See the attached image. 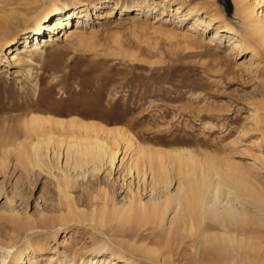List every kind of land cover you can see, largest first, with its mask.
I'll return each mask as SVG.
<instances>
[{
    "label": "rangeland",
    "instance_id": "obj_1",
    "mask_svg": "<svg viewBox=\"0 0 264 264\" xmlns=\"http://www.w3.org/2000/svg\"><path fill=\"white\" fill-rule=\"evenodd\" d=\"M53 1L49 21L41 19L42 26L34 29L38 13ZM160 1L0 0V264H30L32 259L87 264L101 254L121 256L111 264H202L193 257L198 246L193 237L179 243L173 229L167 236L173 210L161 226H145L138 235L134 224L107 220L130 203L163 198L182 179L177 163L155 158L164 162L158 179L165 182H158L144 159L135 163L137 145L164 153L189 151L192 159L206 157L222 169L227 162L237 164L264 201V46L250 34L253 23L264 19V0H247L253 5L249 20L232 0H215L222 15L216 22H208L204 16L211 13L203 8L188 12L201 0L185 2L181 13ZM178 2L167 3L172 8ZM58 15L63 26L52 34L46 25ZM78 16L83 27L65 37ZM200 18H207L205 24L189 30ZM217 28L220 37L211 40ZM6 37L13 39L1 45ZM24 45L27 53L17 55ZM29 106L45 110L28 112ZM36 114L103 126L94 131L109 143L119 130L123 138L114 164L94 174L88 165L74 170L71 159L54 157L51 147L47 166L26 170L18 149L25 142L24 121ZM124 136L133 140L129 149ZM83 170L88 171L84 177ZM62 171L70 178L77 175L67 195L81 220L60 221L67 212L57 187ZM259 211L253 209L256 218L250 225L238 226V257L221 262L218 250H211L203 264H264V215L259 221ZM15 221L28 226L18 228ZM207 223L209 233L223 232ZM147 250L155 252L153 258ZM17 251L22 253L18 262L12 258ZM226 251L231 253L230 245Z\"/></svg>",
    "mask_w": 264,
    "mask_h": 264
},
{
    "label": "bare ground",
    "instance_id": "obj_2",
    "mask_svg": "<svg viewBox=\"0 0 264 264\" xmlns=\"http://www.w3.org/2000/svg\"><path fill=\"white\" fill-rule=\"evenodd\" d=\"M178 1V4L174 5L175 7L172 6V8L171 5L167 3L168 0H162L160 2H163V6H169V9L174 10L175 13H181L183 4L189 0ZM232 1L238 14L243 19L249 20L253 15V5L249 4L247 0ZM115 4H118V1H116ZM55 6L56 4L53 1L49 6L43 8L38 13L35 18L34 25L36 28L34 29L42 26L41 19L45 22L52 16V10L55 9ZM202 8L205 9L207 13H211L210 15L206 14L204 16L208 17V22L222 20V15L215 0H201L198 5L191 6L188 12L202 10ZM69 14L70 12H68V15ZM87 14L88 11L84 13V15ZM206 19L200 18L195 20L189 25L188 29L199 28L201 25L205 24ZM75 23L76 25L74 28L70 27L65 30V37L71 38L76 35L83 27V18L78 16ZM47 26L49 32L57 34L59 28L63 26L62 15L56 16L51 20L50 26L46 25V27ZM218 31L217 28L215 32L212 33L211 40L220 37ZM220 31L223 30L221 29ZM250 34L253 35L259 47L264 46V19H258L253 23ZM12 39L13 37L2 39L1 45L8 44ZM52 39L53 35L49 40ZM36 48L38 49V46L33 44V49ZM19 49L20 51L17 55L26 54L28 51L26 45ZM34 109L38 111L45 110V108L43 109L42 107L33 108L29 106L27 111H34ZM84 110L90 112V108ZM36 115H33L27 122L24 121L23 135H25V142L19 147L20 149H18V161L26 170L47 166L46 159L51 147L54 157L64 154L66 162H69L71 159V168L74 170L77 168L82 170V168L88 165L90 167V173L94 174L99 172L105 164L110 166L114 164L118 151L115 149L118 144V139L119 137L120 139L121 137L123 138V134L119 132V130L114 131V134L111 133L113 137L111 143H109L110 140L108 142L105 137H101L97 134L98 130L104 129L103 126H96L90 123L85 124L81 120L79 121V119L63 122L57 119L54 120L55 118H44L38 116L39 114ZM94 128L98 130L96 129L97 131L95 132ZM124 140L126 141V148L129 149L133 146L132 138L124 136ZM61 148H63V150L65 149L64 153L61 151ZM134 150L136 155L135 163L137 164L140 159H144L149 166V170L152 172L154 178H157L158 182H165L158 179L164 169V162L158 161L156 163L155 158H167L171 162L177 163L179 166L178 173L182 176V179L179 180L176 189L173 192L166 193L163 198H152L145 203H130L117 214L109 215L107 220H118L123 224H134L138 235V232H140L139 230L143 229L145 226H161L169 210H173L174 215L169 220L167 236L170 237L171 230L173 229V233H175L174 240H176V235H180L181 239L178 240L179 243L182 242L185 236L193 237L196 246L198 245L197 249H195L197 251L193 253L194 255L192 254L193 257H196V261H201L203 264V259L211 250H218V253L221 255V262L227 260L233 261L235 257H238L240 253L238 252L237 246H235L238 242L236 235L238 226L243 224L250 225L252 223L256 218L252 214L253 209L261 210L255 214L258 216L259 221L263 219L264 215V201L261 202L260 200V198H262V193L256 188L252 181L249 180L244 170H242L239 165L228 163L227 161L225 168L222 169L218 167L217 164H215V166L213 165L214 163L209 162L207 160L208 158L206 159L205 156L203 160L195 159L194 157V159H192L189 151H178L175 154H173L174 152L164 153L146 149L139 145L134 147ZM80 172L84 177L88 171L83 170ZM60 176L57 186L58 192L65 198L67 206V212L60 217V221L70 222L81 220L82 215L81 212L77 210L76 203L67 195V189L73 185V180L77 178V175L75 178H70L67 173L63 172ZM207 221L218 224L223 232H221V234L209 233L208 230L212 228V226H210L211 224L207 223ZM15 223L18 228L28 226L25 222L15 221ZM229 226H232V229ZM153 238H155V236H153ZM229 245L231 246L230 254L226 251ZM101 248L106 249L108 246L103 245ZM146 253L152 257V254L155 252L153 250H147ZM99 257L101 258L96 259L94 261L95 263L99 260L103 262L107 261L111 264L115 259L113 257L119 258L121 256L114 254L112 258H103L101 254ZM12 258L16 262L19 260L21 261L22 253L17 251ZM213 260L215 259L213 258ZM95 263H92L90 260L87 264ZM131 263L137 264L133 261H131ZM30 264H37V262H34L32 259Z\"/></svg>",
    "mask_w": 264,
    "mask_h": 264
}]
</instances>
